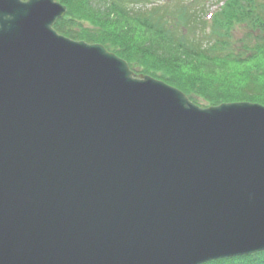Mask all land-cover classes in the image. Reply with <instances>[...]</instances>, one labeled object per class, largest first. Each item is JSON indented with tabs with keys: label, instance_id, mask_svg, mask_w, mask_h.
Wrapping results in <instances>:
<instances>
[{
	"label": "water",
	"instance_id": "water-1",
	"mask_svg": "<svg viewBox=\"0 0 264 264\" xmlns=\"http://www.w3.org/2000/svg\"><path fill=\"white\" fill-rule=\"evenodd\" d=\"M55 0H0V264H203L264 251V105L200 107Z\"/></svg>",
	"mask_w": 264,
	"mask_h": 264
},
{
	"label": "trees",
	"instance_id": "trees-1",
	"mask_svg": "<svg viewBox=\"0 0 264 264\" xmlns=\"http://www.w3.org/2000/svg\"><path fill=\"white\" fill-rule=\"evenodd\" d=\"M55 1L66 7L59 34L101 43L135 76L162 80L200 107L264 105V0H222L207 19L199 0ZM131 52H140L135 61ZM204 264H264V251Z\"/></svg>",
	"mask_w": 264,
	"mask_h": 264
},
{
	"label": "rangeland",
	"instance_id": "rangeland-1",
	"mask_svg": "<svg viewBox=\"0 0 264 264\" xmlns=\"http://www.w3.org/2000/svg\"><path fill=\"white\" fill-rule=\"evenodd\" d=\"M217 0H199V5L201 6H203L205 9H210V11H212V10H214L215 8H216V4H217ZM139 33V32H138ZM137 35H139L140 37L142 36V35H140V33L139 34H137ZM86 42V41H85ZM86 43H89V42H86ZM98 44H101V43H98ZM102 45V44H101ZM103 46V45H102ZM105 48V47H104ZM107 50V49H106ZM132 54V55H131ZM139 54H140V52H131L130 53V56H129V60H131V61H135V56H139ZM133 55H135V56H133ZM125 60V59H124ZM126 61V60H125ZM140 62H144V60L143 59H140ZM128 64V63H127ZM138 64V63H137ZM140 65H143V64H140ZM129 66V65H128ZM130 68V67H129ZM237 72H239V71H241V68L240 67H238L237 68V70H236ZM151 77V76H150ZM154 78V77H153ZM155 79H157V78H155ZM162 81V80H161ZM177 89V88H176Z\"/></svg>",
	"mask_w": 264,
	"mask_h": 264
}]
</instances>
